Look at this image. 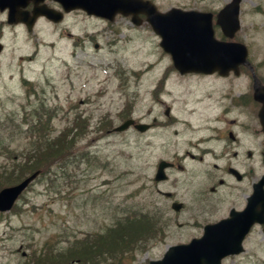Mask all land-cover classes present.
<instances>
[{
    "label": "rangeland",
    "instance_id": "1",
    "mask_svg": "<svg viewBox=\"0 0 264 264\" xmlns=\"http://www.w3.org/2000/svg\"><path fill=\"white\" fill-rule=\"evenodd\" d=\"M243 3V32L260 59L264 13L253 9L258 3L264 9V0ZM1 19L5 49L0 54V173L24 161L22 153L28 154L37 140L29 130L32 123L39 125L53 110L50 139L76 122L88 128L70 155L50 166L13 210L0 214V264H25L33 250L48 242L70 247L87 235L104 233L130 212L151 216L156 232L140 238L120 261L105 254L100 264H149L162 258L168 247L200 237L207 224V160L181 161L185 170L169 169L166 182L157 184L154 176L159 161H172L186 142L203 135V126L191 130L178 123L146 133L108 132L110 125L124 121L129 100L134 117L146 122L159 118L160 108L149 101V90L170 61L159 36L128 18L109 23L83 11L67 15L61 24L39 20L31 32L9 25L4 15ZM152 62L157 64L143 73ZM130 70L140 74L136 77ZM193 85L217 91L224 83L202 79ZM176 113L194 125L202 123L195 121L203 117L202 111L188 114L177 105ZM159 191L171 192L174 199ZM173 201L183 208L174 211ZM225 264H264L260 231L247 239L244 253Z\"/></svg>",
    "mask_w": 264,
    "mask_h": 264
},
{
    "label": "flooded vegetation",
    "instance_id": "2",
    "mask_svg": "<svg viewBox=\"0 0 264 264\" xmlns=\"http://www.w3.org/2000/svg\"><path fill=\"white\" fill-rule=\"evenodd\" d=\"M142 1L152 3L162 13L174 8L197 11L204 14L202 22L205 24L210 16L215 36L221 40H229L221 26V22L228 20L226 17L219 19V14L232 0ZM243 1L241 27L232 40L248 47L250 53L247 64L240 65L237 70L222 67L223 73H182L169 57V63L154 77L149 90V101L160 108L159 118L152 119L151 129L178 123L191 130H198V127L203 126V135L186 142L184 149L177 151L172 159L175 162L173 168L187 159L207 160V224L229 219L233 214L241 219L259 218L264 206V57L259 59L252 56L253 44L249 42L247 33L243 32ZM38 5L63 10L54 0H44ZM35 6L33 0L28 1L21 11L32 14ZM253 12L260 15L264 13V9L258 3ZM0 13L8 14V10L0 9ZM120 17L132 20L131 16L124 17L120 14L116 19ZM139 20L142 25L153 28L144 10L140 12ZM154 65L155 63H147L148 67L143 73L150 72ZM132 73L130 70L129 74ZM202 79L222 81L224 86L215 91L214 88L207 89L206 85L204 90H200L193 85V81ZM200 102H203L202 106L198 105ZM177 105L188 114L202 111L203 117L195 120L202 123L194 125L188 118L180 119L176 113ZM256 230L264 237V225L259 223L254 224L248 236Z\"/></svg>",
    "mask_w": 264,
    "mask_h": 264
},
{
    "label": "water",
    "instance_id": "3",
    "mask_svg": "<svg viewBox=\"0 0 264 264\" xmlns=\"http://www.w3.org/2000/svg\"><path fill=\"white\" fill-rule=\"evenodd\" d=\"M40 0H35L38 2ZM63 4L66 11L76 8L84 9L88 14L114 19L116 13L124 15H138L142 10L154 12L150 5L146 8V3L141 0H57ZM26 0H0V8L9 7V23L23 21L32 30L33 24L39 15H46L49 18L59 21L61 16L56 17L55 11L51 9H35L34 15L19 13V7L25 5ZM240 0H234L222 12L227 16L228 27L222 25L225 33L233 37L239 27ZM174 9L166 14H150L153 26L158 34L162 36L163 48L172 54L175 64L182 72L206 71L211 72V68H219L222 61L214 59L231 58L234 61L230 65L245 63L247 49L244 45L235 42L219 41L214 36L211 23L200 25L195 22V17H185L177 13ZM192 16V15H188ZM135 19V18H134ZM136 24L140 21L135 20ZM3 46L0 43V52ZM134 121L128 120L115 130L127 129ZM137 128L144 131L147 126L138 124ZM170 165L166 161H161L158 166L155 179L160 181L166 178L165 168ZM39 171L34 172L16 185L8 186L0 191V211L10 210L22 191L38 176ZM172 207L179 211L181 203L174 202ZM264 210L261 209V215ZM249 214V211L247 212ZM258 220L255 218L241 219L234 215L229 219H224L215 224L206 225L203 235L194 238L187 244H179L169 247L161 260H153L149 264H223L222 260L229 255H236L243 252V241L249 232L252 223ZM259 222L264 223L261 216Z\"/></svg>",
    "mask_w": 264,
    "mask_h": 264
},
{
    "label": "trees",
    "instance_id": "4",
    "mask_svg": "<svg viewBox=\"0 0 264 264\" xmlns=\"http://www.w3.org/2000/svg\"><path fill=\"white\" fill-rule=\"evenodd\" d=\"M75 128L79 130L76 135L71 131H62L47 141L46 152L43 153L44 147L40 151L41 154L39 155V152L38 158H35L32 163L28 158L26 163L5 167L4 171L0 173V187L14 184L37 169L46 172L48 165L52 166L70 155L77 136L84 135L87 129L78 125ZM73 130L74 128H72ZM37 132L40 135L44 134L45 126L42 125L37 128ZM150 217L146 213L140 215L127 213L124 218L117 219L114 227L109 228L104 233L87 235L66 248H56L48 242L43 248L33 250L32 254L25 260V264H68L76 261L82 264H100L105 254H109L112 259L120 261L125 253L133 250L140 240H144L147 235L151 233L153 235L156 232L155 221H152Z\"/></svg>",
    "mask_w": 264,
    "mask_h": 264
}]
</instances>
